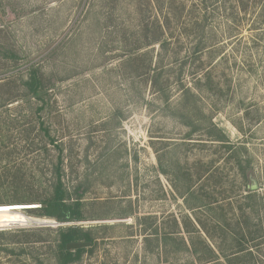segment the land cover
<instances>
[{"label": "rangeland", "instance_id": "obj_1", "mask_svg": "<svg viewBox=\"0 0 264 264\" xmlns=\"http://www.w3.org/2000/svg\"><path fill=\"white\" fill-rule=\"evenodd\" d=\"M180 1L0 0V204L33 205L0 264H59L74 225L69 264H264V0ZM57 166L83 220L34 209Z\"/></svg>", "mask_w": 264, "mask_h": 264}, {"label": "trees", "instance_id": "obj_2", "mask_svg": "<svg viewBox=\"0 0 264 264\" xmlns=\"http://www.w3.org/2000/svg\"><path fill=\"white\" fill-rule=\"evenodd\" d=\"M180 1V0H179ZM178 0H168L167 9L170 14L173 16L176 15V10L178 6L181 12L183 6L182 1ZM233 6L240 8L242 10H246L250 7H253L260 0H229ZM178 4V6H176ZM168 15L165 16V23H168ZM0 54L4 58L12 59L15 61L17 55L15 54L14 49L7 48L6 51L0 50ZM15 78V77H14ZM21 84L23 85V94L19 93L17 98L21 96H35L36 99L41 100L40 102V110L43 109V101L44 96L46 95V88L43 84V75L40 73V69L36 67L34 64H30L27 67V73L25 78H20ZM8 81H2L3 86L8 85ZM7 84V85H6ZM10 94V93H7ZM11 99V96L5 98V101ZM39 205L34 207L35 211H37L38 216H44L48 218H54L58 222H74L80 221L84 219V215L82 212V204L80 198L71 197V193H69L67 187L65 186L60 167L57 166L55 168V172L53 178L48 186L47 193L44 197L37 198ZM76 240H85V241H93V238L90 235L89 230H86L79 226H68L66 228H59L55 237V246L57 249V256L59 264H69L70 262H74L79 259L84 248H77L74 250H69L66 248V243Z\"/></svg>", "mask_w": 264, "mask_h": 264}, {"label": "bare ground", "instance_id": "obj_3", "mask_svg": "<svg viewBox=\"0 0 264 264\" xmlns=\"http://www.w3.org/2000/svg\"><path fill=\"white\" fill-rule=\"evenodd\" d=\"M29 206H33V205L0 204V227L12 226V225L17 224V223L20 224V222H23V221L26 222L27 217L22 213V210L24 211V209H26V208L30 209ZM39 221L49 222V219L48 218H42Z\"/></svg>", "mask_w": 264, "mask_h": 264}, {"label": "water", "instance_id": "obj_4", "mask_svg": "<svg viewBox=\"0 0 264 264\" xmlns=\"http://www.w3.org/2000/svg\"><path fill=\"white\" fill-rule=\"evenodd\" d=\"M248 188L250 191L257 189V184L255 183L254 179H251V184L248 186ZM90 245H91V241L76 240V241L67 242L66 248L69 250H74L77 248H82Z\"/></svg>", "mask_w": 264, "mask_h": 264}, {"label": "clouds", "instance_id": "obj_5", "mask_svg": "<svg viewBox=\"0 0 264 264\" xmlns=\"http://www.w3.org/2000/svg\"><path fill=\"white\" fill-rule=\"evenodd\" d=\"M33 207V206H32Z\"/></svg>", "mask_w": 264, "mask_h": 264}]
</instances>
